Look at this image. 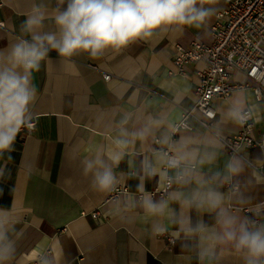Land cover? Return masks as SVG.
<instances>
[{"label":"crops","instance_id":"obj_1","mask_svg":"<svg viewBox=\"0 0 264 264\" xmlns=\"http://www.w3.org/2000/svg\"><path fill=\"white\" fill-rule=\"evenodd\" d=\"M50 6L54 0H45ZM33 0H0V48L11 45L19 35V25ZM226 7L223 0L220 11ZM213 18L208 29L186 30L179 38L168 36L158 42H140L117 56L100 61L87 56L77 58V68L66 69L55 52L52 62L34 76L38 98L32 109L35 129H24L17 137L12 160L0 158L6 172L0 176V209H13L23 228L18 242L17 264H200L194 248H182L187 242L177 239L175 229L162 236L150 235L148 225L130 212L117 209V204L138 197V185L150 192L161 189L158 178L146 179L140 172L141 156L150 154L157 145L144 149L137 145L133 165L122 162L115 169L121 183L128 189L116 201L102 196L89 186L82 174L81 159L86 148L108 145L120 118L131 114L133 120L151 115L167 118L178 124L186 111H191L188 123L194 130H207L220 120L226 101L240 94L247 102L254 120L252 136L264 134V96L258 100L254 81L237 73L233 83H247L230 98L215 101L216 118L208 120L195 109L197 72L202 64H191L180 74L173 64L177 46L189 49L194 42H213ZM71 73V74H69ZM105 74H110L107 81ZM241 126L221 125L223 138L238 134ZM183 128L176 129V136ZM231 155L226 149L218 167ZM251 162L249 171L240 178V191L251 197L247 204L233 203L242 217L264 210V155L261 149H241V155ZM251 172L259 179L246 183ZM161 194L154 193L159 199ZM175 207V205H173ZM249 210V212H246ZM98 214L95 218L94 215ZM197 219L193 213V221ZM208 224L214 219L204 215ZM217 264H241L231 253L220 251Z\"/></svg>","mask_w":264,"mask_h":264},{"label":"clouds","instance_id":"obj_2","mask_svg":"<svg viewBox=\"0 0 264 264\" xmlns=\"http://www.w3.org/2000/svg\"><path fill=\"white\" fill-rule=\"evenodd\" d=\"M223 0H33L19 25L14 42L0 48V158L12 160L17 137L32 127V109L38 93L34 76L52 62L55 52L66 69L77 68V58L96 61L122 54L140 42H158L170 35L179 38L186 30L208 29L219 14ZM71 74V73H69ZM211 115V114H210ZM220 120L205 131L183 128L164 117L143 116L129 128L131 114H124L108 145L86 148L80 161L90 188L102 196L117 191L121 183L115 169L133 165L137 145L144 149L140 172L158 178L163 194L156 199L140 184L138 197L117 204L147 224L150 235L175 236L194 248L200 264H217L220 251L241 264H264V223L242 218L233 203L247 204L251 197L240 191V178L251 162L233 155L218 163L226 144L221 125L243 126L251 119L246 99L237 94L226 101ZM6 165H0V176ZM259 179L251 172L246 183ZM175 205V207H173ZM193 213L197 219L193 221ZM254 215L264 216V210ZM214 219L213 224L203 216ZM13 209H0V264H17L18 242L23 228ZM42 264H48L43 260Z\"/></svg>","mask_w":264,"mask_h":264},{"label":"built area","instance_id":"obj_3","mask_svg":"<svg viewBox=\"0 0 264 264\" xmlns=\"http://www.w3.org/2000/svg\"><path fill=\"white\" fill-rule=\"evenodd\" d=\"M226 7L219 11L212 27L213 42L210 45L199 42L192 43L189 49L177 46L174 66L180 74H185L187 65L203 66L197 72L198 83L195 88V109L199 110L208 120H215V101L218 98H230L234 92L249 88L247 83H233L235 74L244 73L254 81L252 87L258 100L264 96V0H224ZM4 26L3 23H0ZM109 81L111 75L105 74ZM211 114V115H210ZM191 111H186L178 128L190 126L188 123ZM201 124L209 129L207 123ZM254 120L251 119L241 126V131L224 138L225 149L231 155H241V149H261L264 155V134L256 139L252 136ZM35 123L28 129L32 133ZM23 131V130H22ZM163 194L162 189L154 193ZM128 189L118 187L110 199L116 201ZM249 212V210H246ZM95 218L98 214L94 215ZM257 223L261 220L256 219Z\"/></svg>","mask_w":264,"mask_h":264},{"label":"bare ground","instance_id":"obj_4","mask_svg":"<svg viewBox=\"0 0 264 264\" xmlns=\"http://www.w3.org/2000/svg\"><path fill=\"white\" fill-rule=\"evenodd\" d=\"M110 75V74H109ZM105 76V75H104Z\"/></svg>","mask_w":264,"mask_h":264}]
</instances>
